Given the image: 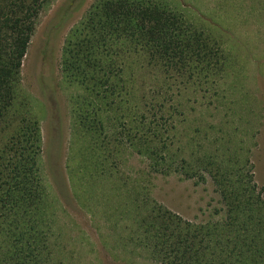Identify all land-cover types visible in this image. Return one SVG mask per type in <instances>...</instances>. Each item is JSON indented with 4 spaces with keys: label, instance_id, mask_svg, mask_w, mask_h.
Wrapping results in <instances>:
<instances>
[{
    "label": "trees",
    "instance_id": "trees-1",
    "mask_svg": "<svg viewBox=\"0 0 264 264\" xmlns=\"http://www.w3.org/2000/svg\"><path fill=\"white\" fill-rule=\"evenodd\" d=\"M52 3L0 0V264H75L56 212L47 208L40 121L22 88L25 57ZM226 54L211 31L157 0H97L67 39L62 72L83 89L75 105L89 135L78 151L86 157L71 171L89 170L93 180L105 171L115 175L103 162L132 148L148 173L209 175L225 206L220 219L189 221L157 203L136 177H118L113 244L159 264H264V198L250 157L223 134L206 151L188 147L182 154L178 147L192 99L175 87L214 84Z\"/></svg>",
    "mask_w": 264,
    "mask_h": 264
},
{
    "label": "rangeland",
    "instance_id": "rangeland-1",
    "mask_svg": "<svg viewBox=\"0 0 264 264\" xmlns=\"http://www.w3.org/2000/svg\"><path fill=\"white\" fill-rule=\"evenodd\" d=\"M157 1L211 31L227 50L223 77L211 78L214 84L175 87L182 99L187 94L192 99L191 109L178 127L180 152L185 154L188 147L198 151L214 148L218 143L212 145V141L225 135L223 141L231 139V147H239L240 156L250 157L254 182L264 198V0ZM96 2L53 0L42 12L23 64L22 88L41 126L38 164L47 208L56 212L63 228L61 240L75 257V264H159L146 252L137 254L113 244L117 231L109 224L114 219L118 177H136L141 187H149L157 203L189 221L220 219L225 206L209 175L200 180L178 173H148L146 159L132 148H125L117 159L110 154L103 162L106 168L112 165L115 175L105 171L93 180L89 170L71 171L84 161L86 156L78 151L86 148L89 135L75 105L83 89L64 79L62 52L72 31ZM219 127L223 129L220 132ZM105 147L104 143L99 149L102 160Z\"/></svg>",
    "mask_w": 264,
    "mask_h": 264
}]
</instances>
